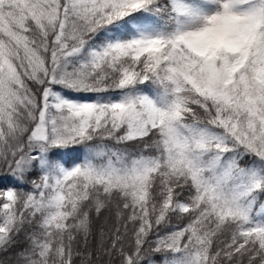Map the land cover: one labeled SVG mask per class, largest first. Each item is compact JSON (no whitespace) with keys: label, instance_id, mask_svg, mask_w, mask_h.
Returning a JSON list of instances; mask_svg holds the SVG:
<instances>
[{"label":"snow or ice","instance_id":"1","mask_svg":"<svg viewBox=\"0 0 264 264\" xmlns=\"http://www.w3.org/2000/svg\"><path fill=\"white\" fill-rule=\"evenodd\" d=\"M149 253L264 264V0H0V264Z\"/></svg>","mask_w":264,"mask_h":264},{"label":"trees","instance_id":"2","mask_svg":"<svg viewBox=\"0 0 264 264\" xmlns=\"http://www.w3.org/2000/svg\"><path fill=\"white\" fill-rule=\"evenodd\" d=\"M99 222H100V223H103V218H101ZM178 223H179L178 220H175V219H174V220L172 221V224H173L174 226L177 225ZM148 257L153 258V259L156 261V264H159V254L149 253V254H148ZM9 258H11V257H9ZM105 259H107V257H105ZM116 264H118V261L116 262Z\"/></svg>","mask_w":264,"mask_h":264}]
</instances>
